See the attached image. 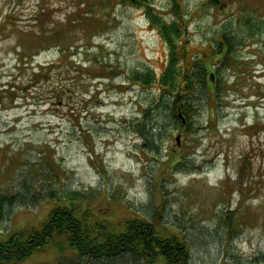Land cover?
<instances>
[{
  "label": "rangeland",
  "instance_id": "374dc122",
  "mask_svg": "<svg viewBox=\"0 0 264 264\" xmlns=\"http://www.w3.org/2000/svg\"><path fill=\"white\" fill-rule=\"evenodd\" d=\"M204 1L177 4L188 15L179 46L208 68L207 85L185 94L194 127L152 129L148 146L134 129L143 110L148 129L167 125L168 112L154 108V84L130 75L160 73L168 50L144 7L0 0V193L15 195L2 205L0 237L80 190L83 206L114 222L155 214L184 236L191 264L264 260V0ZM152 3L169 19L170 0ZM228 19L232 58L216 66L210 53ZM119 258L104 264H135ZM95 261L50 245L20 264Z\"/></svg>",
  "mask_w": 264,
  "mask_h": 264
},
{
  "label": "trees",
  "instance_id": "16d2710c",
  "mask_svg": "<svg viewBox=\"0 0 264 264\" xmlns=\"http://www.w3.org/2000/svg\"><path fill=\"white\" fill-rule=\"evenodd\" d=\"M122 1L145 8L149 24L157 29L168 50L167 59L160 61L162 66L160 73L146 68L143 71H134L130 75L134 82L148 86L154 84L158 91V96L152 99L154 108H164L168 112L170 122L167 125H152V128L148 129L145 124L147 116L150 115L147 113V108L143 110L147 114L143 115L146 118L143 117L135 124L134 129L144 137L147 145L151 146L157 143L156 134L152 129L160 130L174 125L188 132L194 127L190 114L194 111V105L191 100L185 98V94H191L207 85L208 68L200 54L188 63L191 58L179 46L184 33L183 27L188 19V15L179 12L177 7L179 0H170L169 19L158 11L152 0ZM217 1L209 0L213 4ZM207 2L208 0H205L203 3ZM37 18L35 21L40 23L39 16ZM241 18L239 14L238 23L247 27V19L245 22ZM231 22L234 23L233 20ZM229 26L230 20L222 25L218 33L219 39L210 53L214 57L216 66L222 61L226 64L224 60L232 58L234 36L229 31ZM248 36L252 37L253 32ZM43 69L47 68H40V73H43ZM214 81L212 79V82ZM217 84L214 82V85ZM217 89L218 86L215 87L216 91L211 88L208 90L214 92L212 94H217ZM182 119L185 121L183 122ZM50 191L54 192L53 189ZM14 196L0 193V217L3 214L2 205L10 203ZM84 197L85 194L80 190H69L64 197L58 196L55 199L57 203L55 202L43 220L9 230L0 237V264H20L30 255L50 245L61 254L69 250L71 253L85 255L89 259H96L97 264H104L107 261L117 262L119 257V260L123 261L133 260L135 264H191L188 260V246L184 236L175 231L170 233L160 227L155 214L149 219L141 215L124 216V218L122 216L114 222L95 215L89 207L83 206ZM37 199L38 196L35 195V198L31 197L29 200L35 202ZM26 202L25 198H19L20 204ZM255 259L257 260H253L252 264H264V260Z\"/></svg>",
  "mask_w": 264,
  "mask_h": 264
},
{
  "label": "water",
  "instance_id": "95a60500",
  "mask_svg": "<svg viewBox=\"0 0 264 264\" xmlns=\"http://www.w3.org/2000/svg\"><path fill=\"white\" fill-rule=\"evenodd\" d=\"M179 116L181 117V114L180 113H179ZM183 121H184V119H183ZM176 138L178 139V136Z\"/></svg>",
  "mask_w": 264,
  "mask_h": 264
}]
</instances>
